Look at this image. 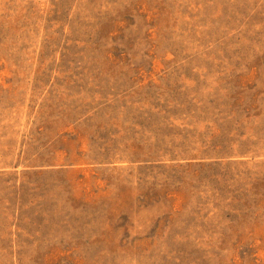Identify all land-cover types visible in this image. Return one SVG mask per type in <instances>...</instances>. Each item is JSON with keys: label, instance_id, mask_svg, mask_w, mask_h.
Segmentation results:
<instances>
[{"label": "rangeland", "instance_id": "374dc122", "mask_svg": "<svg viewBox=\"0 0 264 264\" xmlns=\"http://www.w3.org/2000/svg\"><path fill=\"white\" fill-rule=\"evenodd\" d=\"M0 264H264V0H0Z\"/></svg>", "mask_w": 264, "mask_h": 264}]
</instances>
